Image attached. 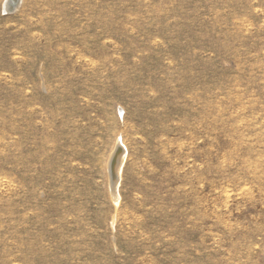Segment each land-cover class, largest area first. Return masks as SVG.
<instances>
[{"label":"rangeland","instance_id":"obj_1","mask_svg":"<svg viewBox=\"0 0 264 264\" xmlns=\"http://www.w3.org/2000/svg\"><path fill=\"white\" fill-rule=\"evenodd\" d=\"M7 1L0 264H264V0Z\"/></svg>","mask_w":264,"mask_h":264},{"label":"bare ground","instance_id":"obj_2","mask_svg":"<svg viewBox=\"0 0 264 264\" xmlns=\"http://www.w3.org/2000/svg\"><path fill=\"white\" fill-rule=\"evenodd\" d=\"M17 4L19 3V0H8L6 2V9H9V6L10 5H14V4ZM121 143V142H120ZM124 147V146H123ZM121 148V149H120ZM116 150V152L114 153L113 155V159L111 161V164H110V174H111V177H112V172H113V175L117 178L121 177L120 176V171H121V166L123 164V159H124V153L123 152V149L122 147H120ZM112 163H114V166H113V170H112ZM120 180V179H119ZM117 182V183H116ZM116 182H113L115 184L112 185L113 187V195L117 196L118 195V181ZM115 199V198H114ZM117 199V198H116ZM115 199V200H116Z\"/></svg>","mask_w":264,"mask_h":264},{"label":"water","instance_id":"obj_3","mask_svg":"<svg viewBox=\"0 0 264 264\" xmlns=\"http://www.w3.org/2000/svg\"><path fill=\"white\" fill-rule=\"evenodd\" d=\"M16 7H17V4L15 3L14 5H10L9 6V9H6V10L11 12V11H14ZM113 166H114V163H112V170H113ZM112 179L113 180L116 179V177L113 175V172H112Z\"/></svg>","mask_w":264,"mask_h":264}]
</instances>
